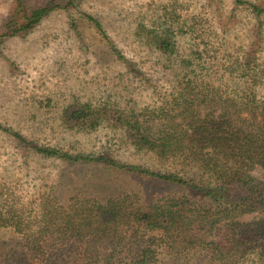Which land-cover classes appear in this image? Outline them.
Instances as JSON below:
<instances>
[{
	"label": "rangeland",
	"instance_id": "374dc122",
	"mask_svg": "<svg viewBox=\"0 0 264 264\" xmlns=\"http://www.w3.org/2000/svg\"><path fill=\"white\" fill-rule=\"evenodd\" d=\"M250 1L264 7V0ZM54 2L67 0H0V123L38 145L70 153H104L120 162L189 178L196 171L192 164L138 150L120 129L66 128L60 123L61 111L84 103L106 105L142 120L153 116L185 83L223 96L251 89L264 97V14L255 17L232 0H79L53 9L26 32L7 35L12 30L8 20L21 21L28 8ZM85 14L99 21L103 33ZM164 31L172 35L167 52L147 41V33ZM243 61L250 62L255 81L239 76ZM0 174L24 200L43 192L60 204L125 193L140 200L153 194H187L186 189L101 164H68L41 156L17 147L1 130ZM251 174L264 179L261 168ZM153 233L145 228L136 232L143 244ZM17 234L0 229V264H130L110 254L119 253L120 247L101 240L100 233L86 234L81 241L61 243L54 238L29 251ZM159 243L152 262L140 264H211V253L198 243H183L179 250ZM129 244L126 241L121 255L133 246Z\"/></svg>",
	"mask_w": 264,
	"mask_h": 264
},
{
	"label": "trees",
	"instance_id": "16d2710c",
	"mask_svg": "<svg viewBox=\"0 0 264 264\" xmlns=\"http://www.w3.org/2000/svg\"><path fill=\"white\" fill-rule=\"evenodd\" d=\"M77 1L28 8L21 21H7L12 29L7 35L26 32L53 9ZM232 1L246 6L255 17L264 14V7L250 0ZM85 17L103 33L96 18ZM147 39L160 51L172 48V35L167 31L147 33ZM251 67L243 61L239 68V76L248 82L256 79ZM197 87L185 83L170 93V99L153 116L142 120L115 107L86 103L67 106L59 115L61 125L69 129L92 130L101 125L120 129L138 150L192 164L196 171L189 178L120 162L104 153H70L38 145L0 123V130L17 147L41 156L68 164H101L187 193L159 198L153 194L141 200L125 193L103 199L73 198L60 204L43 192L24 200L16 186L0 174V229L18 233L28 251L53 240L58 229L55 239L61 243L100 233L101 240L116 244L122 253L129 241L133 246L123 255L115 250L110 254L120 255L130 264L152 262L154 245L161 246L159 242L173 250L183 243L184 247L198 243L211 253V264H264V179L251 174L257 167L264 170V97L251 89L223 96L212 89L197 91ZM153 124L158 126L153 129ZM140 228L156 233L148 236L150 243L143 244V236H137ZM85 229L87 233L82 235Z\"/></svg>",
	"mask_w": 264,
	"mask_h": 264
}]
</instances>
